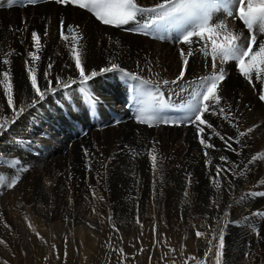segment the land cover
I'll return each mask as SVG.
<instances>
[{"label":"bare ground","instance_id":"obj_1","mask_svg":"<svg viewBox=\"0 0 264 264\" xmlns=\"http://www.w3.org/2000/svg\"><path fill=\"white\" fill-rule=\"evenodd\" d=\"M3 1L4 3H2ZM160 2H162V0H138L140 6L148 8L154 7ZM0 3L5 5L0 7V60L5 57L10 60V65H3L0 63V73L7 68L11 69L15 105L17 107L26 106L34 96L30 87L25 64L26 60H29L31 63L28 52L34 51L33 42L31 41V33L33 31L41 34L42 47L41 51L38 53L40 55V60L35 62L38 83L41 85L46 83V81L43 80V73L47 70V66L50 62L53 64V68L49 75V79L53 80V87H56L55 76L57 75L64 80H67L69 77L77 80L76 84L70 85L67 89L58 87L55 95H48L47 99L36 107H27L25 111L26 114L24 113L27 117L24 118L29 119V121L28 124H25L27 133L23 134L21 137L23 138V143L28 147H26L25 151L27 152L28 150L29 152L26 155L23 154L22 147H18L17 149L22 155H25L23 158L26 160L27 169L31 171L30 175L33 180V183L27 182V185L23 186V191H21L20 194L23 197L22 209H24V211H27L26 208L37 207L38 202L36 200H32V202V198L29 197L32 196L33 191H37V194L41 193L43 197L46 196L47 199L50 198V205H48L50 208H55V206L58 205L61 210L63 208L68 211L73 209L71 203L77 201V207L75 208H78V213L82 215L84 211H90L91 214L89 218L93 220L99 216L100 211H103L105 204L95 209L94 213L93 208H90L83 200L82 196L79 195L80 198H78L71 193L75 192L76 189L84 191L82 190L84 186L88 183H92L90 176L83 178L86 163L88 164V162H86L88 158L85 157L84 150L87 149L89 152L88 157L96 161L97 157L95 156H99L98 151H102V148H105L106 145L109 144L110 148H112L110 155H121V161H123L121 164L126 167L128 165L131 166V164L137 165L144 157L146 158L150 154V151L147 152L146 150L148 146H152V140L158 143L156 148L158 162L161 164L160 166L164 170L163 172L167 175L176 173V171L179 170H184L187 174L191 173L193 185L195 186L193 189L200 193L208 190H211L212 193L215 191L209 179V169L212 168L214 172V165L224 163L220 161V156H226L229 161H233L235 167L232 170V174L235 173V175L233 174L231 189L235 193L234 195L232 193L231 206L233 208L232 213L234 212L240 217L238 220L236 219L235 222L245 221L246 216L254 214L256 207H258L257 209H264V207H259L264 206L260 205L263 195H249L252 192L264 193V184L260 183L264 181V160L259 159L260 156H264V102L257 100V96H259L261 88L264 87V85H261L260 81L256 79L255 73H253L252 84H249L240 74L236 61L229 60L221 63L219 59H217L216 69L218 70L222 67L227 73L226 79L220 85L222 89L220 95L224 97L221 106L225 107L226 112L228 106H231V115L235 117L233 122H238V127L241 131L247 132V129L250 127L253 128V131L240 138V144L233 143V147L239 150V155L228 151L224 141L213 135L210 142L215 145V149L208 150L212 165H206V157L199 143L197 129L194 125L188 123L186 119L193 114L188 106L197 103L198 98L196 97V93L202 91L203 86L201 78L213 72L211 56L201 51L202 41H198L192 45L193 55L189 57L188 68L183 80H180L178 83H172V81L177 79L182 66L180 51L177 52L175 46L171 45L174 44V41L178 40L180 35L179 30L175 26H165V28H160L159 31H156L154 26V29L149 30L151 34L145 35L139 34L138 31L129 30L139 27L134 22L116 29V27L114 28L113 26L102 24L86 9H80L73 5L63 6L57 4L55 0H39L36 5H17L11 9L6 7V0H0ZM137 19L142 25L147 22L148 16H138ZM224 19H226V16L223 11H218L214 14V21L216 22ZM227 19L228 23L235 31H242L244 36L249 35L248 31L238 19ZM61 20L64 21L65 33L69 35V39H71V34L67 33V27L69 25L80 26V32L84 37L81 43L84 45L83 59L86 73L91 70H96L99 73L100 69L108 66L109 60L115 59L122 68L126 69L128 72L138 74L143 80L148 82L147 84H141L134 80L126 81L125 77L115 71L99 74L88 82V88L93 91L100 100L99 112L101 115L93 117L99 119L103 116L102 120L104 119V122L106 121V125L103 126H108V128L105 129L106 131L102 129L105 132L102 130L100 131L102 133L104 132L100 137L96 135L94 131H89V134L94 136V143L88 142L89 139H83L85 143V148L83 150L80 149L81 143L75 142V135H69L70 131L73 129L71 126L72 121L62 118L63 114L72 115L78 122V125L82 126L86 124L87 117L83 112L78 115L75 113L70 114L71 109L68 107L69 104L73 103L74 98L80 97L79 88L81 85L79 84L78 71L75 69L74 61L71 59L69 46L61 37ZM17 29H19V31H16ZM169 29H172L176 35L170 34V39L168 38L169 36L166 37L169 33ZM45 30H47L48 33L46 37L43 36ZM153 30L157 38H152V40L143 38L153 37ZM260 39H264V35L258 37V43ZM167 40L173 42L169 43ZM116 41H119L118 45ZM187 47L188 46L183 45L180 49H187ZM253 50H256V48L254 47ZM9 53L12 54L9 55ZM170 60H174L173 64L170 63ZM65 65H68V67L65 68ZM174 68L177 70L175 74L173 71ZM262 76H264V74H262ZM0 79H3L2 74H0ZM164 80H168L169 84H163ZM253 85H255V88ZM160 98H163V100L167 102V107L161 108ZM34 109H36V111ZM161 110L163 113H161ZM165 110L167 111V115H165ZM10 111L11 109L7 106L6 96L3 93V86L0 85V115H10L12 114ZM49 111L54 113L55 117L47 114ZM140 111H143L146 116L154 117L153 125L155 128H151L153 126L149 127L147 124L137 123L136 115ZM156 111H159V113L155 114L154 112ZM110 113L113 117L110 116ZM105 115L107 117H105ZM204 118L213 124V126L225 137H235L237 135L236 130L221 116L205 113ZM60 119H63V121ZM114 119L119 121V123L116 124ZM164 120L170 122L177 121L180 123V129H171V131L168 132L165 128V124L162 123ZM40 121H42V123H40ZM181 121L187 123V126L185 125L186 127L181 128L183 126V122ZM157 122H159L160 126H158ZM51 127L53 130L56 129V131L53 132ZM202 127H205V138H207L210 130L204 125H202ZM9 128L15 129L14 124H11ZM35 129L38 130L39 135L34 132ZM10 132L11 130L7 131L3 136L8 135ZM46 134L52 135L51 144H44L45 141L42 136L44 137ZM114 134H116V137L114 136L115 139L112 140ZM10 142L11 141L0 139V161H4L3 157L7 158L8 156L5 154H9L8 148L4 146V143L12 145L11 143L13 142ZM69 143L70 147L72 146L70 152L71 158L70 162L69 160L66 162L61 160L63 157L61 155L64 153L63 150H66L65 145ZM38 145L42 146L44 150L39 152V147L37 148ZM3 147H5V149ZM133 150L138 153L135 157L133 156ZM41 153L42 156H40ZM43 153L51 155V158L54 159V171L51 164L47 161L49 157H45ZM253 156H257V160L252 161L251 158ZM42 157H45L46 160L43 161ZM11 160L6 161V166H1L4 170V176L9 179H12L10 173L13 170H8L7 162L12 167ZM66 163L70 165L68 166ZM224 165L229 166L227 163H224ZM39 166L41 167L40 172L36 170ZM92 167L93 166H91V169ZM240 173L245 174L241 176ZM252 175L259 176V180L252 181ZM55 180L59 183L54 184ZM32 185L39 186L34 189ZM104 185L108 187V195H110L109 193L112 191L113 195L115 193V196L120 199L115 192L117 186L113 187L110 182H106ZM1 190V192H3V189ZM62 191L67 194L64 197L65 199H61L66 203L65 205L57 202L55 203L56 197L54 194L62 193ZM18 192L19 191H17V193ZM79 193L82 195L84 192ZM18 198L19 194L16 199ZM119 199L115 198L117 202ZM221 199L223 198L221 197ZM109 201L111 200L107 202ZM167 201L170 202L169 197ZM167 201L165 203H167ZM29 202L31 203L30 205L28 204ZM159 203V207H162V200L159 201ZM168 204L169 203H167V205ZM252 208L254 209L252 210ZM81 215L79 214V216ZM86 219H88V217ZM13 222H15V220ZM44 223L47 224L45 221ZM245 230L244 232H246Z\"/></svg>","mask_w":264,"mask_h":264},{"label":"rangeland","instance_id":"obj_2","mask_svg":"<svg viewBox=\"0 0 264 264\" xmlns=\"http://www.w3.org/2000/svg\"><path fill=\"white\" fill-rule=\"evenodd\" d=\"M2 3H4V1ZM160 28H165V26ZM153 32L155 33L154 30ZM168 32L166 37L170 34L175 35L172 29H169ZM154 33L153 37H142L152 40V38H157L156 33ZM168 38L170 39V36ZM167 41L169 43L173 42ZM171 45L175 46L177 52H179L181 46L184 44H179L177 41H174V44ZM173 61L174 60H170V63L173 64ZM173 71L175 74L177 72L176 68H174ZM257 100H259V96H257ZM34 110L36 111V109ZM166 112L165 110V115H167ZM154 113L158 114L159 111ZM161 113H163L162 110ZM25 114L22 115L23 117L20 116L14 123L15 129L9 128L7 131L11 130V132L8 135L3 136L7 132L5 131L3 135L0 136V139L4 141L13 142H10L12 145L4 143L9 153L5 154L9 157H3L4 162L6 163L7 160H11L12 158H20L19 161L25 168V171L19 174L20 179L14 188H9L5 184H0V198L2 200H0V217H2L0 218V239L5 240L8 244V247L0 245V264H3L5 260L8 264H150L149 257H151V264H184L185 261H187V264H196L197 260L202 261V264H214V253L216 249L213 248V254H210L205 260L204 252L208 247L207 239L206 237L198 238L195 235L197 230L208 232L209 226L215 229L217 236L220 229L223 228L225 247L221 264H264V239L258 238L256 235V233L259 232L260 237H264V215L257 214L258 212L264 213V209L261 210L256 207L253 215L249 214V217L244 216L246 218L245 221L235 222L236 219L238 220L240 218L236 213H232L233 208L231 206V199L235 192L232 191V189H228L227 181L224 179V177L227 176V179L233 182L232 171L224 174L222 173L220 178L222 187L219 192L214 188V194L211 190L200 193L193 189L195 186L192 182L191 186L187 189L189 195L185 197L184 191L187 184V173L184 170H179L176 171V173L167 175L163 172L164 170L157 159V168L155 170V175L153 174L154 170L150 159V148L153 146L157 148L158 143L154 144L155 140L151 141L152 146H148L146 150L147 152L150 151V154L146 158L144 157L137 165L131 164V166L128 165L124 167V165L121 164L123 163V161H121V155H110L112 148H110L109 144H107L105 148H102V151H98L99 156H95L97 157L96 161L90 157L86 159L88 164L86 163L83 178L90 176L92 183H90L91 185L89 183L85 185L82 189L84 191L76 189L75 192L71 193L78 198L82 196L83 200L93 209H98L102 204H105L103 211H100L99 216L93 220L89 218L91 214L90 211H84L82 215L78 213V208H75L77 207V201L71 203L73 209L68 211L63 208L61 210L58 205L55 206V208H50L48 206L50 205V198L47 199L46 196L43 197L41 193H38V195L36 193L37 191H33L32 196H29L32 198L31 201L36 200L38 202L37 207L26 208L27 211H24V209H22L23 197L20 194L21 191H23V186L27 185V182L33 183L30 175L31 171L27 169L26 160L23 158L25 155H22L17 149L18 147H22L23 154L26 155L29 152L28 150L27 152L25 151L27 146L23 143V138L21 137L23 134L27 133L25 124H28L29 119H26L27 117ZM47 114L55 117L54 113L50 111ZM11 115L12 114L4 116L11 117ZM110 116L113 117L111 113ZM102 117L98 119L97 117L87 116L86 124L79 126L72 115H62L63 119L72 121L71 126L73 129L70 131L69 135H75V142L81 143V150L85 148L83 139H89L88 142L94 143V136H91L89 131H94L95 134L100 137L101 134L106 131L105 129L108 128V126H103L106 125V121L104 122ZM105 117L107 116L105 115ZM63 119L60 120L63 121ZM40 123H42V121H40ZM157 123L158 126H160L159 122ZM182 125L181 128L186 127L187 123L183 122ZM151 128H155V126ZM165 128L168 132L171 131V129H180V123H168L165 124ZM51 129L53 130L52 127ZM101 130L104 132H100ZM55 131L56 129L53 130V132ZM34 132L39 135L37 129H35ZM114 136L116 137V134L112 136V140L115 139ZM42 138L45 141L44 144H51L52 135L46 134V136H42ZM5 147L3 148L5 149ZM37 148L39 152L44 150L40 145H38ZM65 148L66 150H63L64 153L61 155L63 156L61 160L66 162L69 160L70 162L72 146L70 147L69 143L65 145ZM18 155L22 156L19 157ZM43 155L47 158L49 157L47 161L51 164L54 171V159L51 158V155L44 153ZM40 156H42V153ZM45 157H42L43 161L46 160ZM66 165L69 166L70 164L66 163ZM91 166H93L92 169ZM224 167L228 168L229 166L224 165ZM7 168L9 171L13 170L10 176L14 178V166L11 167L7 162ZM36 170L40 172L41 167H37ZM0 174L4 175V170L1 166ZM154 180L156 181L155 190L153 188ZM251 180L258 181L259 176L252 175ZM106 182L112 183L113 187L117 186L115 192L120 199L115 196V193L113 195L112 191H110V195L107 194L109 190L108 187L104 185ZM58 183L59 182L56 180L54 181V184ZM38 186L39 185H35L33 188L36 189ZM1 189H3V192H1ZM17 191L19 192L17 193ZM93 191L96 192L95 197L92 195ZM79 192L84 193L81 195ZM62 193L54 194L56 197L55 203L57 202L65 205L66 203L61 199L67 194ZM18 194L19 198L16 199ZM101 196L103 200L99 199ZM168 197L171 203L167 201ZM221 197L223 199H221ZM115 198L119 199V201L117 202ZM160 199L162 200V207H159ZM212 199L218 200L219 209L212 205ZM261 199L262 202L260 205H264V195ZM3 200L6 201L4 202ZM108 200L111 201L107 202ZM185 200H187L188 203H185ZM166 201L169 203L168 205L165 203ZM28 204L30 205L31 203L29 202ZM259 207L263 208L264 206ZM253 209L254 208H252V210ZM224 212H228L229 215L224 217ZM79 214L81 216H79ZM110 214L112 216L111 221L108 220ZM137 215L140 223L136 222ZM86 216L88 219H86ZM14 220L15 222H13ZM44 221L47 224H45ZM217 221H219V225H217ZM5 223H7L10 228H6L4 226ZM29 223L33 225L40 236L44 237L47 243H43L32 229L28 228ZM113 224L115 228L112 227ZM141 224L143 225L142 228ZM90 225L94 227H90ZM153 226H155V233L153 232ZM116 229H118V231ZM244 230L247 233L244 232ZM110 237L111 239H109ZM158 241L159 243H157ZM215 243L216 241H213V244ZM109 244H111L112 247H109ZM52 245L56 247L53 248ZM141 248H143L142 252L140 251ZM113 249L116 250L114 251ZM119 249H123V253L119 252ZM169 249H176L177 251L173 253L170 252ZM181 249H183L182 254L180 252ZM65 251L67 252L66 257L64 255ZM165 253H167L166 256L164 255ZM190 257H196V260H192Z\"/></svg>","mask_w":264,"mask_h":264},{"label":"snow or ice","instance_id":"obj_3","mask_svg":"<svg viewBox=\"0 0 264 264\" xmlns=\"http://www.w3.org/2000/svg\"><path fill=\"white\" fill-rule=\"evenodd\" d=\"M39 0H6V7L11 9L14 6H27V5H36ZM57 4L63 6L73 5L79 7L80 9H86L102 24L120 28L122 26L128 25L129 23H136L139 27L137 29H129L130 31H138L139 34L149 35L150 29L159 31L160 26H175L180 35L177 42L182 43L187 47V49H180V56L182 60L181 70L175 81L172 83H178L180 80H183L188 64L189 57L193 55L192 45L198 41H202L201 51L206 55H210L212 58V68L213 72L201 78L202 91L196 93L197 103L195 105H189L188 107L192 111V115L187 117V122L194 125L197 129L199 143L202 146L203 154L206 157V165H212V160L209 156L210 149H215V145L210 142L212 136L219 137L224 141L225 146L228 151L234 152L239 155V150L233 147V143L240 144L242 137L246 134L251 133L253 128H248L247 132L241 131L238 127V122H233L235 117L231 115L232 109L231 106H228V110L222 105L224 97L220 95L222 89L220 85L226 79L227 73L221 67L216 69L217 59L221 63L227 62L229 60L236 61L240 74L248 81L249 84H252L253 73L256 74V79L260 81L261 85H264V39H260L258 43V37L264 35V0H162V2L156 4L154 7H142L138 4V0H55ZM0 6H5L0 3ZM218 11H223L225 13L226 19L221 21H214V14ZM148 16L147 22L140 24L137 19L138 16ZM240 20L246 29L249 32L248 36H244L243 32L235 31L230 24L228 19ZM61 28V37L69 46V51L71 53V59L74 61L75 69L78 71L80 97L74 98L73 103L69 104L68 107L71 109V113L83 114L87 116H98L101 115L99 112L100 100L99 97L94 94L88 88V82L93 78L97 77L99 74L109 73V72H119L121 76L127 80H134L141 84H147L146 80H143L138 74L128 72L126 69L122 68L121 65L115 60H109L108 66L99 70V73L96 70H91L86 73L85 62L83 59L84 56V45L81 43L84 37L80 32L79 25H69L67 27V33L71 34V39L69 35L65 33V24L64 21L60 22ZM26 30V29H25ZM16 31H19L17 29ZM48 35L47 30L44 31L43 36ZM222 37V39H221ZM31 41L33 42L34 51L28 52L29 60L25 61L27 67V76L30 81V87L34 93L33 98L30 100V103L26 106L17 107L14 103V93H13V82L11 69L7 68L3 70L2 76L3 79H0V85L3 86V93L6 96L7 106L11 109L12 115L4 116L0 115V135H3L7 131L11 124H14L20 116H22L27 107H36L41 102L45 101L48 95H55V92L58 87H63L67 89L70 85L76 84L77 80L69 77L67 80L62 79L59 75L55 76L56 87H53V80L49 79V75L53 68V64L50 62L47 66V70L43 73V80L46 81L45 84L41 85L37 80V72L35 68V62L40 60V55L38 54L41 51V34L36 31L31 33ZM116 44H119V41H116ZM254 47L256 50L254 51ZM12 53H9L11 55ZM0 63L3 65H10V60L6 57L0 60ZM65 68L68 65L64 66ZM163 84H169L168 80H164ZM255 88V85H253ZM259 100L264 101V87L261 88L259 93ZM160 106L166 107L167 102L160 98ZM205 113L210 115H219L223 119L227 120L229 125L236 130L237 135L227 136L222 135L217 128L213 126L208 120L204 118ZM154 117L146 116L143 111H140L136 115V121L140 124H147L149 127L153 125ZM116 124L119 121L115 122ZM164 124L178 123L177 121H162ZM209 129L207 138H205V127ZM155 144V142H154ZM85 157L88 158L89 152L87 149L84 150ZM138 155L133 150V156ZM257 156L251 158L252 161L257 160ZM150 159L152 162V168L155 170L157 168V150L153 146L151 148ZM220 161L227 163L228 168L224 167V163L214 165L213 169L210 168V182L217 192L220 191L221 185V175L222 173L231 172L235 167L233 161H229L226 156H220ZM259 159L264 160V156H260ZM11 164L15 168L14 178L9 179L8 177L0 174V184H5L9 188H14L20 179V173L25 171V168L19 160L12 159ZM0 166H6L4 161H0ZM90 170V165H89ZM235 175V173H233ZM245 173H240L243 176ZM227 181V187L229 190L232 188V181L227 179V176L224 177ZM99 182V181H98ZM191 173L187 174V184L185 186L184 196L188 197L189 193L187 189L192 184ZM260 183L264 184V181ZM156 181H153V188L155 190ZM92 195L95 197L96 192L93 191ZM249 195L251 196H260L264 193L252 192ZM103 200V197H99ZM185 203H188L185 200ZM212 205L219 209L218 200H213ZM95 212V209H93ZM224 217L229 215L228 212L223 213ZM258 215H264V213H258ZM2 218V217H0ZM27 219V218H26ZM108 220H112L111 214L108 217ZM137 223H140L139 217L137 215ZM219 225V221H217ZM6 228H10L7 223L4 225ZM28 227L37 235V237L43 242L47 243L44 237L40 236L36 229L31 223L28 224ZM90 227H94L90 225ZM115 228V225H112ZM143 225L141 224V228ZM118 231V229H116ZM153 232L155 233V226H153ZM196 237H206L208 247L204 252V259L206 260L210 254H213V248H215L214 253V264H221L223 257V250L225 247L224 243V232L223 228L220 229L218 236L216 235L215 229H212L209 226L208 232H201L197 230L195 232ZM258 238L260 237L259 232L256 233ZM111 239V237L109 238ZM213 241H216L213 244ZM159 243V241L157 242ZM0 245L8 247V244L5 240L0 239ZM55 248V245H52ZM109 247H112L109 244ZM114 251L116 249H113ZM143 251V248L140 249ZM170 252H176V249H169ZM119 252L123 253V249H119ZM181 254L183 249L180 250ZM65 257L67 252L64 253ZM165 256L167 253L164 254ZM163 258V257H162ZM192 260H196V257H190ZM151 264V257H149ZM3 264H8L5 260ZM187 264V261L184 262ZM196 264H202V261L197 260Z\"/></svg>","mask_w":264,"mask_h":264}]
</instances>
